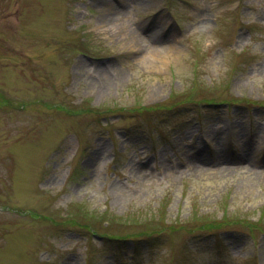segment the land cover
I'll list each match as a JSON object with an SVG mask.
<instances>
[{
  "label": "rangeland",
  "instance_id": "obj_1",
  "mask_svg": "<svg viewBox=\"0 0 264 264\" xmlns=\"http://www.w3.org/2000/svg\"><path fill=\"white\" fill-rule=\"evenodd\" d=\"M242 99L264 0H0V264H264Z\"/></svg>",
  "mask_w": 264,
  "mask_h": 264
},
{
  "label": "trees",
  "instance_id": "obj_2",
  "mask_svg": "<svg viewBox=\"0 0 264 264\" xmlns=\"http://www.w3.org/2000/svg\"><path fill=\"white\" fill-rule=\"evenodd\" d=\"M241 102L236 103L235 105H236L237 108L243 109L244 112H250L253 109L254 110H260V111L264 112V104L257 105V104H255V101H253L251 99H247V100L246 99H242ZM193 105L196 107L195 104H193ZM231 225L229 227H232L233 228V226H231ZM214 233H216V231ZM214 233H213V231L207 232V233H205V232H199V233H196L195 235H193V237H195V236H201L203 234L204 235H210V234H214Z\"/></svg>",
  "mask_w": 264,
  "mask_h": 264
}]
</instances>
